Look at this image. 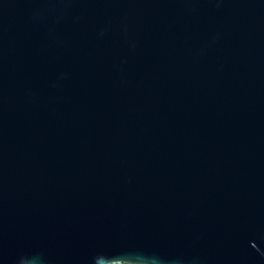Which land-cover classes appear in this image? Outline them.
<instances>
[{"label":"water","instance_id":"water-1","mask_svg":"<svg viewBox=\"0 0 264 264\" xmlns=\"http://www.w3.org/2000/svg\"><path fill=\"white\" fill-rule=\"evenodd\" d=\"M0 264H264V0H0Z\"/></svg>","mask_w":264,"mask_h":264}]
</instances>
